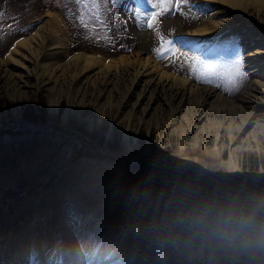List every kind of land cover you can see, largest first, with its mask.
Instances as JSON below:
<instances>
[{"label":"rangeland","instance_id":"rangeland-1","mask_svg":"<svg viewBox=\"0 0 264 264\" xmlns=\"http://www.w3.org/2000/svg\"><path fill=\"white\" fill-rule=\"evenodd\" d=\"M190 3L211 13L198 19L179 12L168 14L160 18V31L165 36L179 29L185 33L224 18L222 31L214 38L185 47L216 59L223 53L219 43L237 38L246 73L238 88L197 82L189 76L183 57L175 63L158 58L153 52L159 46L155 33L138 28L128 12L137 7L136 0H103L100 23L89 19L87 28L80 20L84 9L78 0H0V59L53 16L61 21L65 61L78 54L104 62L128 59L141 49L143 57L161 71L195 87L193 91L174 87L175 97L170 100V95L155 85L144 90L141 82L133 86L130 78L118 80L121 76H116L112 83H97L100 95L90 85L79 98L70 93L68 85L64 95V84L51 111L49 101L55 91L34 90L30 78L17 86L1 82L0 264L9 254L10 240L24 226V220L19 219L34 218L29 222L32 225L38 210L49 219L64 220L71 231L82 224L81 238L76 230L73 235L83 254L98 244L116 248L118 254L109 264H216L202 244L212 234L168 226L176 211L194 204L211 202L245 212L256 210L258 219L264 220V132L256 130V125H264V90L258 86L264 84V73H252L264 70V48L259 49L258 58L251 59L258 48L243 33L246 20L238 11L227 9L223 14L210 0ZM141 10L151 11L146 0ZM260 11L248 10L247 23L252 25L253 37L264 38V9ZM145 30L148 35L142 43L139 33ZM208 89L216 90L220 97L206 95ZM199 101L204 102L206 115L196 122V130L190 131L188 124L193 122L191 114ZM169 103L177 115L173 120ZM253 113L256 117L247 124ZM233 134L236 140H231ZM247 134L253 137L249 140ZM180 156L187 160L184 164L178 161ZM231 159L239 167L235 173L228 169ZM163 166L173 170L163 171ZM180 166L182 171L174 170ZM185 168L192 169L189 176ZM258 187L263 191H256ZM15 219L23 224L7 231L8 223ZM55 220H50V228H55L50 234L42 228L29 235L21 264H45L55 249L61 264L77 259L79 254L69 256L65 251V229ZM161 229L171 231L174 242H156L153 233ZM251 257L246 260L256 257L257 264H264L259 253Z\"/></svg>","mask_w":264,"mask_h":264},{"label":"bare ground","instance_id":"bare-ground-1","mask_svg":"<svg viewBox=\"0 0 264 264\" xmlns=\"http://www.w3.org/2000/svg\"><path fill=\"white\" fill-rule=\"evenodd\" d=\"M202 1L204 2L209 0H202ZM210 1L216 3L214 6L218 10V12H222L223 14H225L227 12L226 11L227 9L236 10L246 20V22L244 21V24H242V28L244 29L243 33L251 37L252 39L251 38L250 39L255 42L258 48V50L255 51L257 52L256 55L252 56L251 59L253 60L258 58L257 55L260 53L259 49L264 48V38L262 36H261L262 38L259 36L257 37L252 36L251 34L252 31L250 30L252 25L250 23H247V20L250 19L248 10L253 9L254 11L255 10L260 11L264 9V0H210ZM225 21L226 20L224 18L222 19L217 18L212 22L210 20L209 22L210 24L203 25L200 26L199 28L186 31L185 33H182V36L185 35L191 36L196 41L198 40L202 41V39L208 37L214 38L216 35L220 33V31H222V26L224 25ZM59 22L61 23V21H59L57 17H53V16L50 17L43 23V25H41V27H39L36 31H34L29 37L24 38L23 40L17 42L12 47V49L6 54V56L3 59H0V83L1 82L5 83L6 81L10 85L11 84L13 85L16 84L15 86H17V84L24 85L25 79L30 78L33 80L32 88L34 90H38V89L40 90V88L44 87V88H49L52 91H55L56 95H53L52 100L49 101L50 102L49 108L51 109V111L54 109L56 103L58 102L61 96L59 95V91L61 90L59 88H61L62 85L64 84L66 85L65 87H62L64 89V90L62 89V91H64L62 92L63 94L66 92L65 90H67V85H68V88L70 89V93L78 94L79 98L82 97L80 93L82 91L84 92L86 87L90 85L91 87L95 88V92H97V94L100 95L101 92L99 91L100 87L98 89V84H97L98 82H104L108 80L110 81V83H112L115 80V78H118L120 76L121 77L118 80H121L122 78L123 79L130 78L132 80L133 86L137 82H141L144 85V90H147L149 86L155 85L159 87L158 89L163 93L167 92L168 93L167 95L168 96L170 95L168 98L171 97L170 100H172L175 97L174 96L175 93L171 90L174 87L177 88L187 87L189 91H193L195 89V87H193V85L190 82L186 80H177L176 78H172L163 71H161L159 67L155 63H153L149 58L143 57L144 51L141 49H139V51H136L128 59L126 58H120L116 60L110 59L109 61L106 60V62H104L103 59H99L98 61L97 58H93L90 55L78 54L72 56L68 61H65L66 52L63 43L64 41L63 39L65 38L61 35L60 29L62 27L60 26ZM146 34L148 35V33L145 32L139 33V37L141 38V40L143 39L142 43H144L145 40L144 37H146L145 36ZM252 73L262 74L264 73V70L262 71L254 70L252 71ZM258 86L260 90H264V84H260ZM206 92H207L206 95L214 94L220 97V94H218L216 90L208 89V91ZM127 95H130V91L127 93ZM66 96L69 97L68 95ZM93 97L91 98L93 99ZM169 109L171 111V115L174 116L176 113L173 112L175 110L172 109L175 108L171 106L170 103H169ZM145 111L146 108L141 109V112L145 113ZM205 111L206 110H205L204 102L199 101L197 103L196 110L194 111L195 114H191V118L193 122H190L188 124L189 130L190 129L193 131L196 130L197 128L196 122H201L203 120L204 115H206ZM133 114L135 113L133 112ZM176 116L177 115H175V117H172L171 120H173V118H176ZM255 117L256 115L254 113L252 115L249 114L248 116L249 121L247 122V124H249L250 120ZM256 126H257L256 130L261 128V131L264 132V125H260V126L256 125ZM239 132L242 133L241 130H239ZM248 136H246V138ZM235 137H236L235 134H233L230 138L231 140L232 139L236 140ZM250 137H253V135L249 136V140L251 139ZM242 140L244 139L242 138ZM245 141L247 142L248 139H245ZM178 161L184 164L185 161L187 160L184 159V157L180 156L178 158ZM229 161L230 162L228 163V169L231 170L230 172L233 171L234 173L235 171L237 172L239 167L235 164L236 161L234 162L233 159ZM36 218L37 219H35L32 225L31 223L29 224V222L33 221L34 218H32V220L30 219V217H23L21 220L19 219V221L21 222L24 220L23 221L24 226L22 230L18 232L17 235L15 233L16 236L10 240L11 247L8 250L9 252L8 256L5 257L4 264H21V260L24 257L23 256L24 246L26 245V243H28L27 239L29 235H32L33 232H36L39 229L43 228L44 230L47 229V232L50 234V231L53 232V230L55 229V228L54 229L50 228V226H52L51 223L55 219L54 218L49 219V215L47 216L45 213L42 212V210L40 211L38 210ZM50 220H52V222ZM55 221L57 222V219ZM23 223H18V219H15L11 223L10 222L8 223L9 225L6 228V230L11 231V229L16 225L17 226L15 229H17ZM57 225L60 226L61 229L63 230L65 229L63 233L64 243L65 246L67 247L65 248V251L71 253L69 256H74L79 254L77 259L75 257L74 260L73 261L71 260V262L68 264H84V260L82 259L83 253L79 251L81 249V248L79 249L81 245H79L75 235H73V232L75 233L74 230H76V233H78L77 235L79 236V238H81L80 236L81 234L79 233L83 232L82 230L84 229V227L82 226V224L81 225L77 224L75 227L72 226L74 228V230L72 229V231L70 226L67 227V224H65L64 220L59 219ZM69 256L67 255V257ZM59 258H60L59 253L57 252V249H55L54 252H51V254L48 257H46L45 264H61L60 261L61 258L60 259Z\"/></svg>","mask_w":264,"mask_h":264},{"label":"snow or ice","instance_id":"snow-or-ice-1","mask_svg":"<svg viewBox=\"0 0 264 264\" xmlns=\"http://www.w3.org/2000/svg\"><path fill=\"white\" fill-rule=\"evenodd\" d=\"M103 0H78L84 9L80 20L84 27H88V20L100 23V9ZM137 7L129 8L128 12L136 20L138 28L152 30L159 41V46L153 49L154 54L160 59H168L175 63L184 58L189 66V76L199 83L212 84L215 87L236 89L240 86L246 73L243 71V50L237 38L224 40L219 43L223 53L216 59H209L199 53H192L185 45L196 44L198 41L185 35L172 37L171 33L165 36L160 31V18L168 14L175 15L179 12L186 18H200L211 13V10H200L190 3V0H146L151 11L141 10L145 0H136ZM87 17V19H86Z\"/></svg>","mask_w":264,"mask_h":264},{"label":"clouds","instance_id":"clouds-1","mask_svg":"<svg viewBox=\"0 0 264 264\" xmlns=\"http://www.w3.org/2000/svg\"><path fill=\"white\" fill-rule=\"evenodd\" d=\"M168 226L187 229L191 233L208 232L222 241L264 249V220L258 219L256 210L245 212L231 205L223 207L211 202L194 204L176 211ZM153 235L161 245L174 242L171 231L161 229ZM117 254L116 248L98 244L84 252V264H109Z\"/></svg>","mask_w":264,"mask_h":264},{"label":"trees","instance_id":"trees-1","mask_svg":"<svg viewBox=\"0 0 264 264\" xmlns=\"http://www.w3.org/2000/svg\"><path fill=\"white\" fill-rule=\"evenodd\" d=\"M40 7L42 9L43 6L40 5ZM148 166L151 168L154 167V165L151 163H148ZM176 169L182 171L184 168L183 167L174 168V170ZM162 170L172 171L173 169L167 166H163ZM186 171H188L187 175L189 176L192 172V169L188 168ZM259 190L260 188L258 187L256 191ZM259 220H262V218H260ZM202 244L204 249L211 251V255L213 259L216 261V264H257L256 257L255 259H253V261H247L246 259L248 257L250 258L253 253L255 254L259 253V256L261 255V257L264 256V253H260V250L258 252V249L247 248L240 244H233L226 241H222L219 238L215 237L214 235L205 238V241H203Z\"/></svg>","mask_w":264,"mask_h":264},{"label":"water","instance_id":"water-1","mask_svg":"<svg viewBox=\"0 0 264 264\" xmlns=\"http://www.w3.org/2000/svg\"><path fill=\"white\" fill-rule=\"evenodd\" d=\"M144 32H146V31H144Z\"/></svg>","mask_w":264,"mask_h":264}]
</instances>
